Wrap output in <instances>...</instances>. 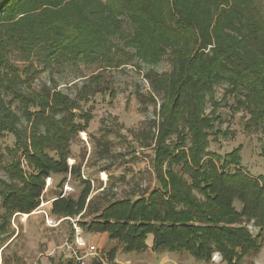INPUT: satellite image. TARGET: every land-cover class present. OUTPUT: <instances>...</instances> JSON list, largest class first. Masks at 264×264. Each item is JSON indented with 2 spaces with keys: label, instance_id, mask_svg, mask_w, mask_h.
Wrapping results in <instances>:
<instances>
[{
  "label": "trees",
  "instance_id": "trees-1",
  "mask_svg": "<svg viewBox=\"0 0 264 264\" xmlns=\"http://www.w3.org/2000/svg\"><path fill=\"white\" fill-rule=\"evenodd\" d=\"M165 57L170 70L158 73ZM129 66L144 71L149 88L139 103L154 106L136 136L153 153L156 185L98 207L91 181L68 164L71 145L92 119L82 105L97 95L113 100V71ZM64 67L69 76L57 81ZM69 84L72 94L60 90ZM218 87L231 117L244 113L246 132L264 131V0H0V141L14 140L0 153V235L13 216L37 209L57 175L60 188L70 179L82 189L77 198L60 191L51 214L105 234L117 245L111 260L118 248L146 251L148 237L154 253L203 263L218 254L242 264L258 254L263 178L245 173L240 145L223 155L211 150L212 141L233 138L220 129Z\"/></svg>",
  "mask_w": 264,
  "mask_h": 264
},
{
  "label": "rangeland",
  "instance_id": "rangeland-1",
  "mask_svg": "<svg viewBox=\"0 0 264 264\" xmlns=\"http://www.w3.org/2000/svg\"><path fill=\"white\" fill-rule=\"evenodd\" d=\"M154 69L158 73L169 72V60L163 58ZM143 72L139 73L132 66L127 67L125 72L113 71L116 97L111 100L107 95H97L88 104L82 105L84 111L91 112L92 119L87 125L86 132H81L71 145L68 164L79 165L81 176L91 181L92 192L89 198H93L95 206L105 205V198L112 201L113 197H123L131 192L132 188L138 189L136 192L139 193L156 185L152 172L153 153L151 150L140 149L141 139L136 136L139 131L145 129L147 122L154 115V106L150 103L143 106L136 97L137 94L145 96L149 93ZM68 74V67H64L56 75L57 81L63 80L69 76ZM73 75H70L71 78ZM70 86L71 84L61 85L60 90L72 94L71 91H66ZM223 91V87H218L215 91V99L221 104L216 114L226 122L220 126V129L225 130L228 127L227 130L233 134V138L226 140L219 138L212 141L211 150L223 155L240 145L243 170L252 178L262 177L264 185V158L260 155L264 148V131L246 132L244 113L231 117L229 110L223 106L230 104L231 100L223 97ZM210 110L207 106L206 113ZM104 143L108 146V155L104 154ZM13 146L12 137L6 136L0 141V153H4L5 148H13ZM62 179V176L57 175L50 178L51 185L44 189L39 206L34 212L25 215V218L23 215L13 216L6 232L0 235V264H68L72 261L71 252L65 247L67 243L74 248L71 222L65 221L58 226H49L45 221L48 217L54 225L57 223L58 218L51 214V204L60 191L64 193L67 188L69 190L67 194L77 198L82 189L77 180L70 179H67L60 188ZM103 189L105 190L102 192ZM235 207L239 209L240 205L236 202ZM89 220L85 221L89 222ZM248 226L256 236L258 230L254 227V223ZM82 237L87 244L97 241L93 239L91 233L83 230ZM105 240V246L101 242L96 245L108 256L110 249L117 245L115 242ZM260 244L262 248L258 254L245 257L242 264H264V231ZM149 251L128 255L131 259V263L128 264H224L218 254L213 255L211 262L203 263L195 261L186 254L177 255L167 252L158 254ZM122 254L118 248L113 260L117 259L120 262L119 258ZM92 262L94 261H88L87 264Z\"/></svg>",
  "mask_w": 264,
  "mask_h": 264
},
{
  "label": "built area",
  "instance_id": "built-area-1",
  "mask_svg": "<svg viewBox=\"0 0 264 264\" xmlns=\"http://www.w3.org/2000/svg\"><path fill=\"white\" fill-rule=\"evenodd\" d=\"M51 185L50 179L46 180L45 189ZM69 190L66 188L63 195L67 194ZM46 223L49 226H57L63 219L57 221L54 225L53 221L46 217ZM77 219L70 220L72 224L73 237H74V248H71V245L65 244V247L71 252V259L74 264H87L88 261H94L97 264H119L115 260H111L107 254H104L95 244H87L82 237V230L77 224Z\"/></svg>",
  "mask_w": 264,
  "mask_h": 264
},
{
  "label": "crops",
  "instance_id": "crops-1",
  "mask_svg": "<svg viewBox=\"0 0 264 264\" xmlns=\"http://www.w3.org/2000/svg\"><path fill=\"white\" fill-rule=\"evenodd\" d=\"M92 236H93V239H97V241L96 242H93V244L96 245L98 243L100 244V242H101L102 245L105 246L106 243H104V242L106 241L105 239H107V236L105 234H94L93 233ZM151 241H152L151 237H148V240H147V251L150 250L149 251L150 253L152 252L151 251ZM145 252H142V253H145ZM133 254H140V253L122 254V255H120V258H119L121 261L119 262V260H117V259L115 261H117L119 264H128V263H131V259L128 257V255H133ZM126 257H128V258H126Z\"/></svg>",
  "mask_w": 264,
  "mask_h": 264
},
{
  "label": "bare ground",
  "instance_id": "bare-ground-1",
  "mask_svg": "<svg viewBox=\"0 0 264 264\" xmlns=\"http://www.w3.org/2000/svg\"><path fill=\"white\" fill-rule=\"evenodd\" d=\"M85 137V136H84ZM24 216V218L26 217L25 215H23Z\"/></svg>",
  "mask_w": 264,
  "mask_h": 264
}]
</instances>
